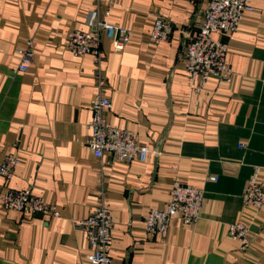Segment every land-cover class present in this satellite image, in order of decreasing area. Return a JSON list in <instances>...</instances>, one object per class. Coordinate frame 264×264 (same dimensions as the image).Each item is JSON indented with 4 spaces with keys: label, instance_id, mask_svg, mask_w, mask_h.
I'll return each mask as SVG.
<instances>
[{
    "label": "crops",
    "instance_id": "obj_1",
    "mask_svg": "<svg viewBox=\"0 0 264 264\" xmlns=\"http://www.w3.org/2000/svg\"><path fill=\"white\" fill-rule=\"evenodd\" d=\"M207 2L0 0V162L19 159L9 182L0 176V195L29 189L56 213L0 207V264H90L80 224L100 200L113 219L111 264H264V205L242 200L252 174L264 189V0H251L235 31L213 35L227 46L231 82L210 77L192 92L183 57ZM94 10L130 31L120 52L102 36L100 91L111 102L104 118L148 147L144 163L97 159L84 145L97 69L90 55L67 51L66 36L94 31ZM156 18L172 33L154 46ZM26 41L29 69L14 73ZM175 182L202 191L199 218L173 219L165 236L148 233L144 217L164 208ZM239 220L245 244L228 235Z\"/></svg>",
    "mask_w": 264,
    "mask_h": 264
},
{
    "label": "built area",
    "instance_id": "obj_2",
    "mask_svg": "<svg viewBox=\"0 0 264 264\" xmlns=\"http://www.w3.org/2000/svg\"><path fill=\"white\" fill-rule=\"evenodd\" d=\"M252 12L251 0H208L201 13V22L197 33L189 39L184 52V71L190 91L198 92L210 77L219 82L230 83L233 71L227 60L226 44L215 40L214 34L233 32L241 23L246 13ZM97 10L91 11L87 25L94 31H70L66 36V49L75 58L90 55L97 69V92L89 109L91 119L86 127L89 136L84 145L93 156L100 159L109 154L113 160L130 164L144 163L149 154L146 145L140 144L134 133L111 125L103 116L104 111L111 109V102L100 91L102 60L101 39L104 36L112 45L114 52H120L129 43L130 31L124 27L98 20ZM172 33V23L166 19L156 18L152 21L149 35L152 45L168 41ZM20 63L14 73H25L33 56L32 43L26 41L24 49H19ZM19 159L7 155L0 162V176L9 182L14 175ZM209 180L215 181V177ZM202 191L196 187L175 182L170 190L169 199L164 208H153L144 217L148 233L165 236L173 219L184 224L197 221L202 204ZM243 204L259 209L264 205V189L257 181L256 173L248 179L242 194ZM0 207L4 211H17L27 216L56 215L53 207L29 189L13 190L7 188L0 195ZM85 240L88 242L90 264L110 263V242L113 219L103 200H100L89 214L81 221ZM248 226L244 221L229 225L228 235L234 241L245 244L248 241Z\"/></svg>",
    "mask_w": 264,
    "mask_h": 264
}]
</instances>
